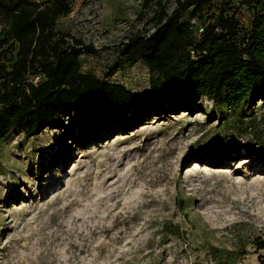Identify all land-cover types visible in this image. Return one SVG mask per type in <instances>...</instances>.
<instances>
[{
	"label": "rangeland",
	"instance_id": "obj_1",
	"mask_svg": "<svg viewBox=\"0 0 264 264\" xmlns=\"http://www.w3.org/2000/svg\"><path fill=\"white\" fill-rule=\"evenodd\" d=\"M176 5L72 0L55 33L95 48L81 55L84 72L143 94L147 65L116 66L118 49ZM249 21L246 12L243 29ZM182 103L63 113L38 135L4 136L0 264H261L264 92L244 118L207 97Z\"/></svg>",
	"mask_w": 264,
	"mask_h": 264
},
{
	"label": "trees",
	"instance_id": "obj_2",
	"mask_svg": "<svg viewBox=\"0 0 264 264\" xmlns=\"http://www.w3.org/2000/svg\"><path fill=\"white\" fill-rule=\"evenodd\" d=\"M216 1L177 0L169 13L160 6L153 32L122 43L116 66L142 61L151 74L149 90L138 94L84 72L81 55L95 48L56 35L72 0H0V140L11 131L38 135L63 113L90 118L167 101L178 105L187 97H207L244 118V104L264 92V0ZM246 12L250 21L243 29ZM35 75L44 80H29Z\"/></svg>",
	"mask_w": 264,
	"mask_h": 264
},
{
	"label": "built area",
	"instance_id": "obj_3",
	"mask_svg": "<svg viewBox=\"0 0 264 264\" xmlns=\"http://www.w3.org/2000/svg\"><path fill=\"white\" fill-rule=\"evenodd\" d=\"M192 23H197V22H196V20H195V19H193V20H192ZM196 28L199 30V32L203 30V28H202V27H200V25H199V24H197Z\"/></svg>",
	"mask_w": 264,
	"mask_h": 264
},
{
	"label": "bare ground",
	"instance_id": "obj_4",
	"mask_svg": "<svg viewBox=\"0 0 264 264\" xmlns=\"http://www.w3.org/2000/svg\"><path fill=\"white\" fill-rule=\"evenodd\" d=\"M219 172H220V171H219ZM220 173H221V172H220ZM212 174H213V173H212ZM218 174H219V173H218ZM218 174H217V175H218Z\"/></svg>",
	"mask_w": 264,
	"mask_h": 264
}]
</instances>
